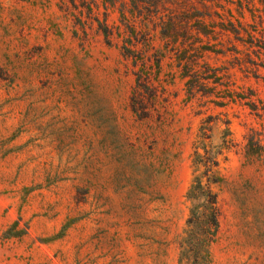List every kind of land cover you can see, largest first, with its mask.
<instances>
[{"label": "rangeland", "instance_id": "rangeland-1", "mask_svg": "<svg viewBox=\"0 0 264 264\" xmlns=\"http://www.w3.org/2000/svg\"><path fill=\"white\" fill-rule=\"evenodd\" d=\"M125 1L0 0V264H195L188 193L204 172L202 127L219 228L200 264H264V170L245 156L264 121L242 104L187 100L170 58L161 73L149 66L158 95L140 119L141 68L115 29ZM98 20L115 29L112 45ZM206 60L264 98L233 56Z\"/></svg>", "mask_w": 264, "mask_h": 264}, {"label": "trees", "instance_id": "trees-1", "mask_svg": "<svg viewBox=\"0 0 264 264\" xmlns=\"http://www.w3.org/2000/svg\"><path fill=\"white\" fill-rule=\"evenodd\" d=\"M117 2L112 0L111 6L116 8ZM120 13L121 24L115 27L122 42L120 48L125 57L141 68L137 79L139 89L132 97L133 110L140 119L147 117L146 96L157 98L158 95V89L148 85L149 66L155 62L161 73L163 61L170 58L179 69L187 100L206 99L207 103L221 108L242 104L264 121V98L252 89L240 91L231 81L228 67L215 68L206 60L212 54L231 55L233 68L253 73L264 82L260 74L264 70V0H126ZM247 13L255 25L244 22ZM98 22L107 43L112 45L115 29L106 22ZM151 29L159 34L162 42L159 49L151 46L148 37ZM140 44L144 45L142 50L137 48ZM207 130L201 128L203 139L196 151V163L204 172L195 177L188 193L189 253L195 264L201 263L203 253L209 256L207 249L219 228L218 196L211 187L217 182L212 173L218 161L205 146ZM245 156L264 170V123L261 130L252 128L247 135Z\"/></svg>", "mask_w": 264, "mask_h": 264}]
</instances>
